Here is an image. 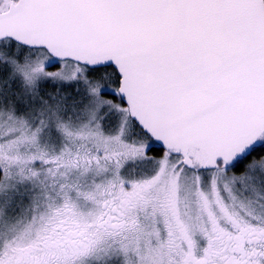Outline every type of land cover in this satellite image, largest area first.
Here are the masks:
<instances>
[{
	"label": "snow or ice",
	"instance_id": "6c2138e0",
	"mask_svg": "<svg viewBox=\"0 0 264 264\" xmlns=\"http://www.w3.org/2000/svg\"><path fill=\"white\" fill-rule=\"evenodd\" d=\"M0 264H264V0H0Z\"/></svg>",
	"mask_w": 264,
	"mask_h": 264
}]
</instances>
